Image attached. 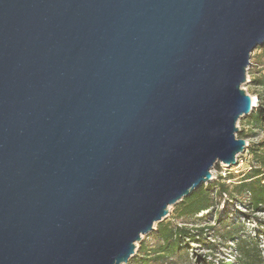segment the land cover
<instances>
[{"label": "water", "instance_id": "95a60500", "mask_svg": "<svg viewBox=\"0 0 264 264\" xmlns=\"http://www.w3.org/2000/svg\"><path fill=\"white\" fill-rule=\"evenodd\" d=\"M264 0H0V264H124L246 149Z\"/></svg>", "mask_w": 264, "mask_h": 264}, {"label": "rangeland", "instance_id": "374dc122", "mask_svg": "<svg viewBox=\"0 0 264 264\" xmlns=\"http://www.w3.org/2000/svg\"><path fill=\"white\" fill-rule=\"evenodd\" d=\"M247 66L246 81L242 84V87L251 97L257 98L256 105L252 109L254 110L260 104L264 107V84L253 81V79H260L264 82V45L253 50ZM248 118L249 113L240 117L236 122V135L245 139L247 143L246 149L236 155L237 161L234 165L228 166L217 161L211 168V179L202 183L199 187H204L210 193V197L213 198L212 207L204 209L192 216L191 219H186L182 216L179 217L178 214L185 198L179 202L170 204L167 216L154 224L155 228L152 232L142 235L141 239L136 243L135 253L124 264H222L224 262L238 264L237 247L234 242L231 240L225 241L222 238H215L213 236V232L216 234L218 231L221 232V230H218L220 223L214 220L215 212L221 218H224V220L226 219L227 223L239 221L241 224L239 228L243 230L245 236H254L258 239L259 246L261 247V257L264 260V241L261 234V230H264V208H249V196L247 193H241L232 198L223 195V198L219 201L214 196V192L219 186V181L225 183L231 189L234 183L243 178L244 174L252 166L259 167L257 166L259 163L256 161L254 153H264V128H253L251 124H247ZM262 170L264 171V167ZM228 173H230V177L227 176L229 175ZM160 224L170 227L174 225H186L189 228L193 227L196 234L199 233L198 229L204 228L203 243L196 239L185 238L180 244L183 253L180 254L177 251L171 255L165 254L164 257H159L155 254V250L160 249L159 245L162 242L157 231ZM208 225L213 228H206ZM197 237L196 235L195 238ZM206 242H213L215 249H209L205 245ZM147 256L149 259H147ZM256 264H261V262Z\"/></svg>", "mask_w": 264, "mask_h": 264}, {"label": "trees", "instance_id": "16d2710c", "mask_svg": "<svg viewBox=\"0 0 264 264\" xmlns=\"http://www.w3.org/2000/svg\"><path fill=\"white\" fill-rule=\"evenodd\" d=\"M258 48V47H257ZM254 82L259 84H264L262 80L253 79ZM247 124H251L253 128H264V107L263 105H258L254 110L249 113V118ZM256 161H258L259 167L252 166L248 172H246L243 178L239 179L234 185L229 188L223 182L219 181V186L214 192V196L218 198V201L223 198V195L229 196L230 198L235 197V195H240L241 193H247L249 196L248 206L252 209L264 208V153H254ZM230 177V173H228ZM227 177V179H228ZM213 205V198L210 197V193L204 187L195 190L190 195L186 196L185 200L182 202L179 209V217L192 218V216L198 214L204 209H209ZM214 220L220 223L218 230L221 232H213L215 238H222V240H231L236 245L237 249V261L238 264H256L264 260L261 257V247L259 246L258 239L254 236H245L243 230L239 228L240 222L227 223L226 219L221 218V216L215 212ZM206 228H213L208 225ZM205 228V229H206ZM204 229V228H203ZM203 229H198L199 233L194 232L193 227L189 228L186 225H174V226H164L159 225L157 228L158 234L162 239L159 245L160 249H156L155 254L159 257H164L165 254L171 255L172 253L182 252L180 246L183 239L191 238L199 240L203 243ZM206 233V232H205ZM264 241V230H261ZM196 235L198 236L197 238ZM205 245L209 249H215L213 242H206ZM147 259L149 257L147 256ZM146 263V262H145ZM209 263V262H208ZM138 264V263H137ZM211 264V263H210ZM222 264H230L224 262Z\"/></svg>", "mask_w": 264, "mask_h": 264}, {"label": "bare ground", "instance_id": "6f19581e", "mask_svg": "<svg viewBox=\"0 0 264 264\" xmlns=\"http://www.w3.org/2000/svg\"><path fill=\"white\" fill-rule=\"evenodd\" d=\"M252 98H253V100H252L253 105H256L257 98H255V97H252Z\"/></svg>", "mask_w": 264, "mask_h": 264}, {"label": "built area", "instance_id": "2783aa9c", "mask_svg": "<svg viewBox=\"0 0 264 264\" xmlns=\"http://www.w3.org/2000/svg\"><path fill=\"white\" fill-rule=\"evenodd\" d=\"M247 144V143H246Z\"/></svg>", "mask_w": 264, "mask_h": 264}]
</instances>
